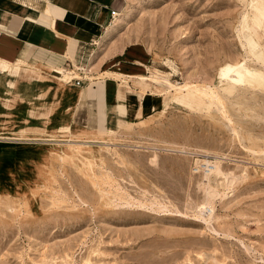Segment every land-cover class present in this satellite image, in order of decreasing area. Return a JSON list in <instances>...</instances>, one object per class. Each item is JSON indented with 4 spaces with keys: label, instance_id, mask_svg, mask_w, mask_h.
<instances>
[{
    "label": "rangeland",
    "instance_id": "rangeland-1",
    "mask_svg": "<svg viewBox=\"0 0 264 264\" xmlns=\"http://www.w3.org/2000/svg\"><path fill=\"white\" fill-rule=\"evenodd\" d=\"M117 13L93 51H128L81 74L90 88L121 74L102 83L122 88L108 104L110 123L125 112L117 129L73 123L56 66L0 72V264H264V89L219 77L239 61L264 72V0H126ZM130 93L142 94L131 117ZM208 186L222 196L201 213Z\"/></svg>",
    "mask_w": 264,
    "mask_h": 264
},
{
    "label": "crops",
    "instance_id": "crops-1",
    "mask_svg": "<svg viewBox=\"0 0 264 264\" xmlns=\"http://www.w3.org/2000/svg\"><path fill=\"white\" fill-rule=\"evenodd\" d=\"M125 2L126 0H0V61L8 64L30 63L40 69L47 68V65L55 69L56 66L57 73L64 75L70 70L65 68L71 66L70 62L74 67L82 66L84 71V66L94 59V67H98L101 72L102 67L111 62L118 63L120 55L128 51H125L124 47L122 51L114 53L110 51L106 55L102 54L101 50L93 53L96 40L101 39L102 32L109 26L114 14L122 11ZM125 69H129V66H125ZM5 70L10 73L9 67ZM85 70L87 74L89 70ZM136 72H140L139 69ZM119 75L121 74L116 71H103L101 79L98 78L97 85L92 88L90 85L82 86L87 81L85 78L79 85L64 81L63 88L58 92L66 97L69 95L76 103L72 116L73 123L95 129L100 124H104L107 130L116 128L118 120L125 117V112L122 117L110 123L108 104L113 102L111 96H115L118 90L122 91V88L117 81L113 88L108 89L102 83L105 77L118 80ZM49 89L54 92L55 88ZM141 99L142 94L138 93H130L126 97L127 116L135 114ZM148 101L147 94L142 103L145 114L151 110L152 103ZM85 102L96 103L97 111H89L85 121L79 122L75 115ZM113 115L117 116L116 111Z\"/></svg>",
    "mask_w": 264,
    "mask_h": 264
},
{
    "label": "bare ground",
    "instance_id": "bare-ground-1",
    "mask_svg": "<svg viewBox=\"0 0 264 264\" xmlns=\"http://www.w3.org/2000/svg\"><path fill=\"white\" fill-rule=\"evenodd\" d=\"M251 5L252 6L255 5V2L252 1ZM254 7L255 8H259L257 6H254ZM243 16H244L243 21H245L246 18H247V14H244ZM123 18L124 17H123V15H121V13L120 14H116L115 20H113L111 22V24L109 26H107L105 28V30L102 32V34H101V42L103 43V45H104V42L106 40H108L111 37V35L117 30V28L119 27L120 23H122ZM253 21L258 24V20H257V18L255 16H253ZM7 67L10 68V74H16L20 79L27 78V77L30 76V74L35 73V70H38V68H36L34 66H31V65H25V64H22V63L8 64L6 62L0 61V71L5 70ZM77 68H78V66H76V67L73 66V68H70V70L66 71L64 76H63L64 78L62 76H60V75L59 76L55 75V77H57L60 82H64V81L70 82V79L72 77H80L79 75H81V73H79L77 71ZM85 69L86 68H84V71L86 73ZM219 69H220L219 70V77L222 80H226L228 82V84H229V87L246 86V87L250 88L251 90H260V91L262 89H264V72L257 71V70L249 68L245 61H239V62H236V63H233V64H226V65H224L223 67H221ZM137 78H139L140 80H149L143 75H139V76H137ZM156 82H158V83L161 82V83H165V85L167 84V85H170V86H174L176 89H179V90H184V89H186V90L191 89L192 90L193 89L198 94H202L203 96L217 98L216 95L210 93L208 88L204 87L205 85L202 86V85H197V84L196 85L184 84L183 86H175V85H172L168 80H162V81L156 80ZM17 88H16V90H17ZM38 99H40V98H38ZM37 107H39V105ZM66 127L68 128V125ZM115 129H117V128H115ZM92 142H96V141H92ZM98 142H96V143H98ZM78 153H79V151H78ZM205 163H208V165L210 166V164H209L210 162L208 160H205L204 164ZM212 163L214 165L213 166L214 170L211 169V171H210L211 173L208 172L209 174L205 175V178H206L207 182L209 181L211 175L214 176V175H216V174H218L220 172L219 164H218L217 160H215ZM208 189H210L211 191H209ZM205 192L207 194V199H206V202H205L206 204H202L199 207V211L202 213V210L207 209L210 213H212L213 212V205H212L211 201L215 200V198H217V197H221L222 193H219L217 191V189H215V188H210V186L206 187ZM212 217L213 216L211 215L208 218L209 221H211Z\"/></svg>",
    "mask_w": 264,
    "mask_h": 264
},
{
    "label": "built area",
    "instance_id": "built-area-1",
    "mask_svg": "<svg viewBox=\"0 0 264 264\" xmlns=\"http://www.w3.org/2000/svg\"><path fill=\"white\" fill-rule=\"evenodd\" d=\"M113 14H114V12H113ZM77 71L78 72L80 71L83 74V72H82L83 71V67L82 66H78ZM82 81H83V78H80V77H72L70 79V82H73L75 85H79Z\"/></svg>",
    "mask_w": 264,
    "mask_h": 264
}]
</instances>
